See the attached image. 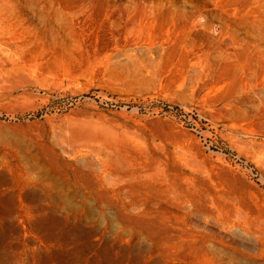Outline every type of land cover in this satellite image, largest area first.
<instances>
[{"label":"rangeland","instance_id":"rangeland-1","mask_svg":"<svg viewBox=\"0 0 264 264\" xmlns=\"http://www.w3.org/2000/svg\"><path fill=\"white\" fill-rule=\"evenodd\" d=\"M0 264H264V0H0Z\"/></svg>","mask_w":264,"mask_h":264}]
</instances>
